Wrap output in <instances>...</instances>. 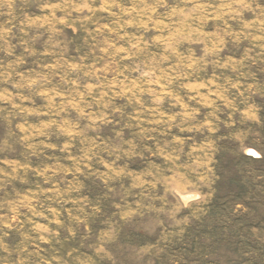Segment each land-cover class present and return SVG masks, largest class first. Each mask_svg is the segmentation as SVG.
<instances>
[{
	"label": "rangeland",
	"instance_id": "obj_1",
	"mask_svg": "<svg viewBox=\"0 0 264 264\" xmlns=\"http://www.w3.org/2000/svg\"><path fill=\"white\" fill-rule=\"evenodd\" d=\"M0 264H264V0H0Z\"/></svg>",
	"mask_w": 264,
	"mask_h": 264
}]
</instances>
